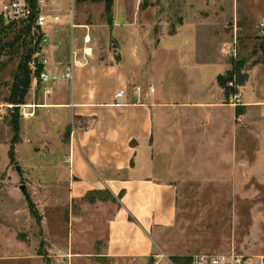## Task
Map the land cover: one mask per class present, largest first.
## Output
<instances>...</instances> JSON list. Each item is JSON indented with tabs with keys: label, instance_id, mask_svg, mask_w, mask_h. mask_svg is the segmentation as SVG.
<instances>
[{
	"label": "rangeland",
	"instance_id": "374dc122",
	"mask_svg": "<svg viewBox=\"0 0 264 264\" xmlns=\"http://www.w3.org/2000/svg\"><path fill=\"white\" fill-rule=\"evenodd\" d=\"M44 5L48 12L69 16V27L75 24L74 39L69 38L68 44L56 43L59 25L41 32L47 34L42 45L47 55L51 50L58 70L71 53L80 55L87 30L94 36L95 58L86 66L96 60L105 62L109 79L118 78L117 87L127 92L132 77L148 71L153 75L154 67L165 62L163 56L175 63L182 54L183 60L189 56L195 62L224 66L216 80L231 78L225 87L218 85L221 104L237 105L231 97L237 92L242 96L250 73L257 68H263L255 78L258 83L246 92L264 95V81L260 82L264 80V28L259 24L264 19V0H113L110 22L103 15L102 2L45 0ZM128 29L138 35L137 48L127 37L132 33ZM12 35H1L2 41ZM163 40L172 43L173 51L161 50ZM19 54L7 48L0 56V102L9 93ZM133 55L134 61L129 59ZM174 73L178 81L184 79ZM240 75L243 83L238 84ZM148 84L156 89L154 83ZM114 86L113 82L105 85L106 89ZM260 100L248 104L253 105L248 112L234 115L220 105L213 120L193 108L154 118L151 142L156 172L176 186L175 219L169 226L153 229L150 256L133 259L101 255L116 197L95 190L72 198L67 176L54 160L61 156L62 137L30 135L21 120L26 115L15 110L19 135L23 127L22 134L30 141L15 145L10 162L9 117L0 125V264H179L196 254L231 251L264 256V97ZM16 164L23 169L25 193L19 189Z\"/></svg>",
	"mask_w": 264,
	"mask_h": 264
},
{
	"label": "crops",
	"instance_id": "0c3cea01",
	"mask_svg": "<svg viewBox=\"0 0 264 264\" xmlns=\"http://www.w3.org/2000/svg\"><path fill=\"white\" fill-rule=\"evenodd\" d=\"M60 15L62 22L57 24L60 27L54 38L59 45L68 44L69 38L74 39L71 31L74 27L68 26L69 16ZM128 31L132 32L128 39L137 48L138 35L133 29ZM92 39L95 46L94 36ZM161 45L163 52L173 51L171 42L163 40ZM50 52L49 49L46 68L53 70L56 60ZM69 56L71 60L72 53ZM179 56L175 63L163 56L165 62L154 67L153 75L148 71L146 75L132 77L131 90L127 92L121 88L125 90L121 98H115V92L119 90L118 78L109 79L105 62L98 60L88 67L76 68L69 80L32 85L25 98L28 104L25 111L29 114L21 120L28 125L26 130L30 129V135H46L52 140L62 137V141L59 140L61 156L54 160L67 176L70 196L77 199L96 190L108 191L117 199V205L107 219V238L101 253L104 257L150 256L154 251L153 229L174 222L176 186L161 180L156 172L151 142L154 118H161L170 111L193 108L213 120L220 105L234 115L248 112L253 106L248 104L261 103L260 98L264 97L246 92L248 87L254 90L258 83L255 78L263 68L250 73L241 102L221 104L216 77L225 70L224 66L195 62L189 56L183 60L182 54ZM94 58L88 62H94ZM129 59L134 61V55ZM61 62L66 65L65 61ZM63 67L58 66L59 70ZM174 72L184 79L178 81ZM111 82L115 83L114 88L106 89L105 85ZM147 83H154L156 89L153 87L150 92L151 86ZM22 130L23 127L19 144L27 140Z\"/></svg>",
	"mask_w": 264,
	"mask_h": 264
},
{
	"label": "built area",
	"instance_id": "2783aa9c",
	"mask_svg": "<svg viewBox=\"0 0 264 264\" xmlns=\"http://www.w3.org/2000/svg\"><path fill=\"white\" fill-rule=\"evenodd\" d=\"M32 2L33 0H0V16L3 22L15 25L31 23L37 33H41L47 26L52 27L62 22L60 14L44 10L45 0H35L34 6ZM259 24L261 28H264V19ZM71 26L74 27L75 24H71ZM42 41H47V34L41 33L39 49L34 55L36 62L42 67L32 77L33 86L40 83H58L63 80H69L72 78L76 68L85 67L88 64V60L94 56V42L92 36L86 30L82 35L80 55L77 56L75 53L71 61L62 70H58L57 68L48 70L46 67L49 64V56L47 55L45 47L42 45ZM153 90V87L149 88L150 92H153ZM124 95V89H119L115 92V98H121ZM240 96L239 92L234 93L233 97H231V102L233 104L239 103ZM27 106V103L14 106L9 103L0 102V125L16 109L18 112L28 115L29 113L25 111ZM191 264H264V256L250 257L235 253L234 251L220 254L203 253L193 255L191 257Z\"/></svg>",
	"mask_w": 264,
	"mask_h": 264
},
{
	"label": "trees",
	"instance_id": "16d2710c",
	"mask_svg": "<svg viewBox=\"0 0 264 264\" xmlns=\"http://www.w3.org/2000/svg\"><path fill=\"white\" fill-rule=\"evenodd\" d=\"M88 1L91 3H103V15L106 22H110L112 15L113 0H76V2ZM35 0L32 5L34 6ZM8 32L13 35L10 40L2 41L1 35L7 36ZM41 33H37L31 23L15 25L12 23H4L0 16V56L4 54L5 49L11 48L14 52H19V61L12 75L9 85V93L2 102L18 106L25 103V98L32 85V77L41 69V65L36 62L34 55L39 49ZM231 77H219L217 83L220 87H225L227 81ZM238 84L243 83V76L237 79ZM245 82V81H244ZM17 110V109H16ZM9 124L12 130L7 156L10 162L14 161L15 145L21 141L19 135V115L17 112L12 113L9 117ZM30 204V212L36 218L37 224L40 225V217L35 207ZM179 264H191V259H182Z\"/></svg>",
	"mask_w": 264,
	"mask_h": 264
},
{
	"label": "water",
	"instance_id": "95a60500",
	"mask_svg": "<svg viewBox=\"0 0 264 264\" xmlns=\"http://www.w3.org/2000/svg\"><path fill=\"white\" fill-rule=\"evenodd\" d=\"M16 172L19 175V180H20V184H19V189L25 193L26 192V185L24 184V179H23V169L20 167V165L16 164L14 166Z\"/></svg>",
	"mask_w": 264,
	"mask_h": 264
}]
</instances>
